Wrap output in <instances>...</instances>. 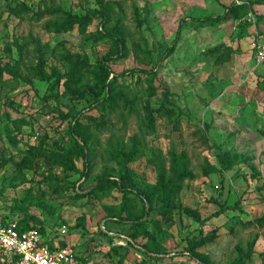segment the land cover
Returning <instances> with one entry per match:
<instances>
[{
    "label": "rangeland",
    "instance_id": "rangeland-1",
    "mask_svg": "<svg viewBox=\"0 0 264 264\" xmlns=\"http://www.w3.org/2000/svg\"><path fill=\"white\" fill-rule=\"evenodd\" d=\"M101 1L106 21L96 0H0V221L26 225L84 264H264V67H254L247 32L231 30L264 0ZM57 9L95 17L60 33ZM112 34L124 47L104 64ZM103 64L124 73L115 92L132 109L89 107L107 92ZM53 71H78L79 87L56 82ZM79 113L85 144L70 133ZM132 144L137 156L125 172L114 159ZM171 152L186 155L193 178L164 201L159 175L170 177ZM101 178L130 191L92 193ZM237 201L239 211L204 222L217 204ZM104 224L158 258L116 249ZM213 230L214 242L196 251L203 259L188 257V242Z\"/></svg>",
    "mask_w": 264,
    "mask_h": 264
},
{
    "label": "trees",
    "instance_id": "trees-1",
    "mask_svg": "<svg viewBox=\"0 0 264 264\" xmlns=\"http://www.w3.org/2000/svg\"><path fill=\"white\" fill-rule=\"evenodd\" d=\"M96 3L98 5V7H100V13H98V15L101 17L102 21H106L108 19L107 16V10L105 8V6L102 4L101 0H96ZM250 9H246L242 16L238 18V20L243 19L246 14L248 13ZM56 14H60L62 17V22L60 25L57 26L56 30L59 31L60 33H67L69 31H71L75 26L78 29H81L82 27H85L86 25H88L91 21L92 18L95 17L94 13H87L84 16H77L74 15L72 13L69 12H65L61 9H57ZM51 13V11H50ZM264 13V10H263ZM43 15H38L37 18H41ZM203 22H210L212 21L211 18H206L204 20H202ZM247 25H241L239 26L238 30L236 33H242V32H247ZM179 34V29L177 30V36ZM109 38L112 41L113 44V50L111 52H109L103 59L104 64L109 63V62H114L116 60H118L121 56V52H122V48L124 47V43L122 41V39L120 37H118L115 34L109 35ZM173 48L170 47L165 54V57L169 56L172 53ZM68 59V58H67ZM68 62H70V58L68 60ZM80 64V66H83L84 63H82L81 61L78 62ZM102 65L103 68V74H104V80H105V84L103 85L104 88L107 89V92L104 93V96L101 100H97L93 103H91L89 105V107H96L97 109H108L111 110L114 107H117L118 103H122L125 107H129L130 109H132L133 106V102L129 101L128 98L120 92H115V87H114V83L116 82V79L118 77H123L124 73H121L119 75H116L114 73L111 72V70L107 67H105V65ZM43 67V62L39 61L38 65H37V70H39L41 72ZM4 72V69L0 68V79L2 76V73ZM78 75V71H69L68 74L66 75H59V73L57 71H53V77L55 78L56 82H60L61 80H63V85L65 87H74V88H78L80 85V81H76L75 78ZM109 76H112V78L109 80ZM81 113L78 114L77 118L75 117L73 119V123L70 127V133H71V138L73 139V141H80L82 143H86V138L84 136V127L82 126V118H84V116L80 115ZM78 149H76V154L77 156H80L83 159V168L82 171L79 175V181L80 180H86L88 178L89 175V170L90 167L87 164V157H86V153H85V149L81 146H77ZM137 156V145L136 144H132L131 148L128 151H119L116 154L115 157V161L118 163L119 167L121 168L122 171L127 172V165L131 162H133L135 160ZM170 162H171V167H170V177L166 180L165 176H164V171H160V191L163 195V200L165 201L166 198L176 194L178 192V188L174 187V185L177 183V181L179 180H191L193 178L192 174L190 171H188V166H189V162L188 159L186 157V155L184 153H180V154H175L174 152L170 153ZM212 172H215L214 168H210L207 171H204V174H210ZM78 181V182H79ZM110 189H119L120 191L123 192V196L127 195V192L130 191V188L128 187V185L123 182L120 181L119 183L110 180L109 178H101V179H97L93 185V187L91 188V192L92 193H97V192H106ZM75 192L76 194L80 195L81 192L79 191V187H75ZM168 201V200H167ZM171 201V200H169ZM216 204V203H215ZM218 206V211H216L215 213L211 214L209 217H207L204 222L209 221L213 218H217L220 215L229 212V211H239L240 210V202L237 201L235 202L232 206H222L220 204H217ZM110 223H116L117 220L116 219H110L109 220ZM13 223L12 221H0V225H6V224H10ZM260 224L264 223V219L259 220ZM17 224V223H16ZM105 225H103L104 230L106 232H109L108 230H106ZM19 227V229L21 231H28L30 230L29 228H26V225H24L23 227H20L19 225H17ZM101 233L103 234V236L108 239L109 241H111L112 243H114V238L107 235V233L103 232L100 229ZM122 235V234H120ZM125 236L126 239H128L127 242V247L123 248L121 246H113L116 249H136L137 251H139L143 257L146 259H150V258H155L156 255L153 253V251L147 250V249H139V245H137L136 240L132 237V235L130 234H125L123 235ZM217 237V231L213 230L209 235L204 236V237H200V238H194L191 241L188 242L187 244V248H186V255L188 257L191 258H196V259H203V257H201L200 255H198L196 253L197 249L202 248L206 245H209L211 243L214 242L215 238ZM45 244L47 245V247L49 249H54L55 245H51L50 243H47L45 241ZM158 258V257H156ZM78 260H80L77 257ZM17 261V257L13 254H8V255H2V257L0 258V264H15ZM205 264L204 261L201 262V264ZM84 264V263H83Z\"/></svg>",
    "mask_w": 264,
    "mask_h": 264
},
{
    "label": "built area",
    "instance_id": "built-area-1",
    "mask_svg": "<svg viewBox=\"0 0 264 264\" xmlns=\"http://www.w3.org/2000/svg\"><path fill=\"white\" fill-rule=\"evenodd\" d=\"M247 25L248 48L254 67H264V13L259 10H249L246 16L237 20L232 31H237L239 26ZM100 229L104 230L103 225ZM113 237V246L127 247L128 239L123 235ZM13 254L17 257L15 264H83L68 249H49L45 240L33 231H21L16 223L0 225V258L2 255Z\"/></svg>",
    "mask_w": 264,
    "mask_h": 264
}]
</instances>
